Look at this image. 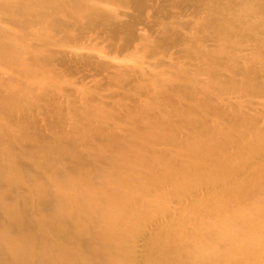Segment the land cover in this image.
Here are the masks:
<instances>
[{
	"label": "rangeland",
	"instance_id": "374dc122",
	"mask_svg": "<svg viewBox=\"0 0 264 264\" xmlns=\"http://www.w3.org/2000/svg\"><path fill=\"white\" fill-rule=\"evenodd\" d=\"M195 251L264 264V0H0V264Z\"/></svg>",
	"mask_w": 264,
	"mask_h": 264
},
{
	"label": "bare ground",
	"instance_id": "6f19581e",
	"mask_svg": "<svg viewBox=\"0 0 264 264\" xmlns=\"http://www.w3.org/2000/svg\"><path fill=\"white\" fill-rule=\"evenodd\" d=\"M79 223H81V221H79ZM96 235H98V233L97 234H94V236H96ZM208 253H209L208 251H203V252L201 251V257H199L198 254H200V251H195L194 254L196 255V258L194 259L193 257H191V255L193 254V252H191L190 254H188L190 257L187 258V259H192V262L194 264H198V263H200V264H207V262H210V258H207L206 259V258H204V256L205 255H208ZM188 255H187V257H188ZM162 256L165 257V261L167 263L170 261L169 264H184L183 259H181L184 256L179 257L178 259H174L173 258V255L171 253H167V252H164V254H162Z\"/></svg>",
	"mask_w": 264,
	"mask_h": 264
}]
</instances>
